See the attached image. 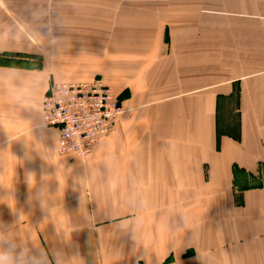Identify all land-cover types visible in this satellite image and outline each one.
<instances>
[{"label": "crops", "instance_id": "1", "mask_svg": "<svg viewBox=\"0 0 264 264\" xmlns=\"http://www.w3.org/2000/svg\"><path fill=\"white\" fill-rule=\"evenodd\" d=\"M119 14L153 19L68 80L0 58V231L45 264H264V0ZM99 69L125 112L89 158L61 155L42 98Z\"/></svg>", "mask_w": 264, "mask_h": 264}, {"label": "rangeland", "instance_id": "2", "mask_svg": "<svg viewBox=\"0 0 264 264\" xmlns=\"http://www.w3.org/2000/svg\"><path fill=\"white\" fill-rule=\"evenodd\" d=\"M163 3L164 0H0V58L37 62L50 73H57L59 80H68L70 74L87 69L91 61L115 56L114 49L99 39L100 35L109 36L108 42L115 43L116 33L126 31L133 21L136 25L153 19L125 17L119 12H131L133 7L153 10ZM75 14H86L89 25H82ZM101 24L107 31L101 32ZM143 40L149 41L147 36ZM95 78L105 81L101 69L90 80Z\"/></svg>", "mask_w": 264, "mask_h": 264}, {"label": "built area", "instance_id": "3", "mask_svg": "<svg viewBox=\"0 0 264 264\" xmlns=\"http://www.w3.org/2000/svg\"><path fill=\"white\" fill-rule=\"evenodd\" d=\"M125 108L100 78L88 82H55L42 98L45 126L58 128V153L87 159L102 139L113 134Z\"/></svg>", "mask_w": 264, "mask_h": 264}, {"label": "clouds", "instance_id": "4", "mask_svg": "<svg viewBox=\"0 0 264 264\" xmlns=\"http://www.w3.org/2000/svg\"><path fill=\"white\" fill-rule=\"evenodd\" d=\"M47 253L29 249L10 232L0 231V264H45Z\"/></svg>", "mask_w": 264, "mask_h": 264}]
</instances>
